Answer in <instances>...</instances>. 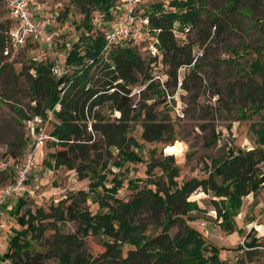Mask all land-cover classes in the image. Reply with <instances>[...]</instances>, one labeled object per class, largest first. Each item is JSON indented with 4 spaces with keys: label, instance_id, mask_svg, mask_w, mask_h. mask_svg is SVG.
<instances>
[{
    "label": "trees",
    "instance_id": "16d2710c",
    "mask_svg": "<svg viewBox=\"0 0 264 264\" xmlns=\"http://www.w3.org/2000/svg\"><path fill=\"white\" fill-rule=\"evenodd\" d=\"M73 1L86 7L84 26L87 33L73 45L66 58L69 70L57 76L55 63L44 60L34 61L25 68L16 79H25V93L33 105H30V117H26L20 108L17 114L22 120L38 117L43 122L52 117L54 123L50 136L54 140V152L50 154L51 161L45 165L53 170L75 171L79 180H90L89 192L96 196L99 211L93 213L89 210V192L85 190L35 212L25 211L28 202L24 197L19 198L11 209L19 229L14 231L1 262L232 264L220 257L219 248L207 241L205 232L190 225L198 220V213H206L191 197L200 193L211 195L210 204L221 221V229L227 233L236 230L233 218L241 210L243 200L264 188L261 169L264 164V122L259 127L252 126L255 148L229 149L224 158L211 161V167L206 168V178H192L179 185L176 179L180 168L175 158L168 156L162 165L170 178L169 186L157 184L155 190L145 187L131 201L124 202L117 198L123 180L117 176L108 180L107 172L112 165L121 168L126 162H143L141 155L127 150L133 143L140 148L128 137L129 123L139 117L133 115L131 88L148 84L143 92L145 99H149L148 92L157 93L161 98L149 107L143 124L144 140H161L163 133L168 131L150 112L157 105H163L164 110L169 108L161 87L169 92L172 85H178L181 69H188L189 74L182 79V88L185 89V83L199 67L195 48L222 41L229 44L234 29L242 30L246 21L251 28L244 34L253 35L259 46L253 47L255 42H250L245 48L255 49L257 53L264 51V0H172L168 5L162 1L150 5L139 19L148 20L154 46L161 53L162 63L168 67V80L162 85L152 81L150 67L133 46V41L114 45L108 51L106 31L93 33V13H99L109 22L114 21L118 0ZM10 29H0V75L5 67H10H1L10 45ZM176 30L186 35L181 40L183 42L178 39ZM241 41L246 43L242 38ZM158 60L154 57L150 63ZM252 69L257 74L264 71L259 62L254 63ZM138 75L143 77L142 82ZM259 90L255 101L259 103L257 110L261 111L264 110V84ZM106 110H117L121 116L112 122L108 120ZM112 148L118 150L122 161L111 162ZM168 153L175 155L173 151ZM10 155L14 159L18 157L13 146ZM108 182L113 184L112 188L106 187ZM99 188L104 193H100ZM165 216L167 219L162 221ZM152 220L153 224H159L158 234L147 233ZM68 223H75L77 230L65 232ZM173 228L177 229L174 235L171 233ZM91 236L105 238V251L96 258L85 251V240ZM247 245L249 250L243 252L244 257L236 260V264H254L253 257L263 255L264 244L258 238H251Z\"/></svg>",
    "mask_w": 264,
    "mask_h": 264
},
{
    "label": "rangeland",
    "instance_id": "374dc122",
    "mask_svg": "<svg viewBox=\"0 0 264 264\" xmlns=\"http://www.w3.org/2000/svg\"><path fill=\"white\" fill-rule=\"evenodd\" d=\"M159 1L168 5L172 0H146L137 9V22L142 39L134 42L133 46L149 65L152 81L162 85L168 80L166 74L168 67L162 63L161 53L154 46V37L146 35V31L139 24V16L144 14V10ZM85 8V5L73 0H34L31 11L35 23L45 28L48 34H54L53 47L31 42L18 52H14L9 45L10 52L4 54L1 67L6 65L10 67H5L3 75H0V173H2L0 188L17 181L19 167L24 166L27 158L33 156L36 164L27 175V181L19 196L26 198L28 202L25 211L48 209L80 190L89 192L90 180H79L75 171L64 168L53 170L45 165V162L51 161L49 157L54 152L52 145L54 140L50 136L54 121L52 117L47 122L38 117L22 120L17 110L20 108L26 117H30L32 103L25 93L27 88L25 79L22 78V81L16 79L18 74L34 61L55 63L59 68L57 76L69 70L65 63L66 58L73 45L87 33L84 26ZM112 22L94 12L93 33H104ZM12 26L13 21L6 2L0 0V29ZM242 28L234 29L229 44L222 41L196 47L195 59L198 60V70L185 83V89H179L178 85L169 88V95L175 97L171 103L168 102L170 110L169 108L164 110L163 105L157 107L155 105L156 108L150 109L151 114L157 117V122L163 124L168 131L163 133L161 140L143 139L146 113L149 107L154 106L161 98H158L157 93L148 92L147 98L150 100L145 99L143 92L148 84L141 83L131 88L133 115L139 117L129 123L131 130L128 137L139 144L140 148H136L133 143L127 150L137 152L142 156L143 162H126L121 168L109 166L111 173L107 172L108 180L115 176L123 180V187L117 198L128 202L145 187L155 190L157 184L169 186L170 178L162 165L168 156H173L180 168V175L176 180L182 185L192 178H206L208 176L206 168L211 167V161L224 158L229 149L256 147L252 126L259 127L264 122V110L258 111L256 106L259 103L255 101L259 97V88L264 84V71L257 74L253 71L252 65L259 62L264 69V51L257 53L255 49L245 48V45L255 41L253 35L244 34L251 28L248 21L243 23ZM176 33L180 41L186 38L185 34L178 31ZM256 46H259L258 42L253 44V47ZM154 57L159 58L158 62L150 63ZM187 74L188 69L181 72L182 76ZM138 77L142 82L143 77L140 75ZM161 90L166 93L163 86ZM178 110H182L184 117L179 115ZM105 114L112 122L121 116L117 110H106ZM216 137L217 142L213 143ZM11 146L18 154L16 159L10 155ZM171 151L175 152V155L168 153ZM111 152L113 155L111 162L122 161L117 149L112 148ZM179 152L182 154L179 155ZM261 169L264 173V164L261 165ZM135 184L138 187H135ZM112 186L110 182L106 184L107 188ZM98 191L104 193L102 188ZM191 199L197 201L206 213H196L198 220L190 222V225L205 232L208 236L207 241L219 248L222 259L236 264V260L244 257L242 243L245 242L247 246L251 238H258L264 244V188L243 200L241 210L233 218L236 225L233 233L221 229V221L210 204L211 195L200 193L193 195ZM95 202L96 196L89 192L87 207L93 213L99 211V205ZM15 205V201L11 200L3 210L4 229L0 232V258L7 253L9 241L14 231L19 229L16 219L11 214V209ZM162 218V221L167 219L166 216ZM149 220L151 217L148 218V222ZM153 222L154 220L151 221L152 225L147 233L158 234L159 224ZM64 230L73 233L77 230V225L68 223ZM176 231L177 229L173 228L172 235ZM104 239L100 236L86 238V253L95 258L99 257L105 251ZM253 260L254 264H264V251L262 256H254ZM0 264H3L1 260Z\"/></svg>",
    "mask_w": 264,
    "mask_h": 264
},
{
    "label": "built area",
    "instance_id": "2783aa9c",
    "mask_svg": "<svg viewBox=\"0 0 264 264\" xmlns=\"http://www.w3.org/2000/svg\"><path fill=\"white\" fill-rule=\"evenodd\" d=\"M33 0H5L9 14L13 21V26L9 32L10 46L14 52H18L20 49L27 46L28 43H43L53 47L54 34H48L45 28L39 27L34 20V14L31 11V4ZM146 0H118L117 7L114 9V21L111 26L105 32V38L107 41L106 49L111 50L112 46L122 44L127 41L139 42L142 39L141 29L138 27L136 11L138 7ZM140 26L146 35H150L148 31L149 22L147 19L139 21ZM10 52L7 49L6 53ZM185 69H181L180 78L178 82V88L182 89L183 76L181 72ZM55 73H58L59 68L55 66ZM64 73V72H63ZM62 73V74H63ZM61 74V75H62ZM165 89V87H164ZM166 91V97L171 103L175 99L174 96H170ZM181 117H184L182 110H178ZM182 113V114H181ZM36 164L35 158L30 156L26 160V164L19 167V177L12 185L4 188H0V232L4 229L2 223L3 210L7 207L11 200L15 203L21 196L23 186L27 181V175L29 174L32 167ZM18 168V166H17ZM208 234V233H207ZM243 245V252L248 251V245ZM260 248V247H259Z\"/></svg>",
    "mask_w": 264,
    "mask_h": 264
},
{
    "label": "crops",
    "instance_id": "0c3cea01",
    "mask_svg": "<svg viewBox=\"0 0 264 264\" xmlns=\"http://www.w3.org/2000/svg\"><path fill=\"white\" fill-rule=\"evenodd\" d=\"M33 2H34V0H33ZM33 2H32V4H31V7L33 6Z\"/></svg>",
    "mask_w": 264,
    "mask_h": 264
}]
</instances>
